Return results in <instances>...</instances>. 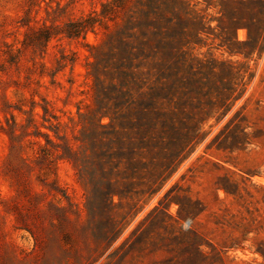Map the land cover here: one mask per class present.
Segmentation results:
<instances>
[{"label": "rangeland", "instance_id": "374dc122", "mask_svg": "<svg viewBox=\"0 0 264 264\" xmlns=\"http://www.w3.org/2000/svg\"><path fill=\"white\" fill-rule=\"evenodd\" d=\"M0 264H264V0H0Z\"/></svg>", "mask_w": 264, "mask_h": 264}]
</instances>
